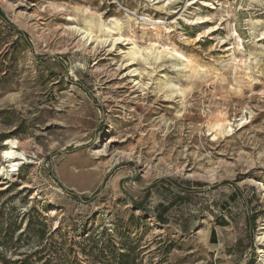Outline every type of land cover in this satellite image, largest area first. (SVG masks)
Returning <instances> with one entry per match:
<instances>
[{
    "label": "rangeland",
    "instance_id": "rangeland-1",
    "mask_svg": "<svg viewBox=\"0 0 264 264\" xmlns=\"http://www.w3.org/2000/svg\"><path fill=\"white\" fill-rule=\"evenodd\" d=\"M0 137L69 264H264V0H0Z\"/></svg>",
    "mask_w": 264,
    "mask_h": 264
},
{
    "label": "trees",
    "instance_id": "trees-1",
    "mask_svg": "<svg viewBox=\"0 0 264 264\" xmlns=\"http://www.w3.org/2000/svg\"><path fill=\"white\" fill-rule=\"evenodd\" d=\"M19 34H21L19 32ZM5 137H0L2 142ZM12 209L11 213L14 214ZM4 214V211L1 212ZM36 209H31L28 213L19 215L23 218L30 217L27 224L23 227L17 222H5L0 220V264H69L68 257L75 253V247L72 244L54 241L56 232L50 231L49 227L42 217L39 219L32 217L37 214ZM18 234V235H17ZM92 237H86L82 240L79 247L82 248L83 253L88 250L86 242H92ZM93 249H97V243L92 242ZM73 246V248L71 247ZM89 257L94 260L97 255L90 253ZM78 260L76 261V263ZM73 263V264H76Z\"/></svg>",
    "mask_w": 264,
    "mask_h": 264
},
{
    "label": "bare ground",
    "instance_id": "bare-ground-1",
    "mask_svg": "<svg viewBox=\"0 0 264 264\" xmlns=\"http://www.w3.org/2000/svg\"><path fill=\"white\" fill-rule=\"evenodd\" d=\"M149 20V19H148ZM147 20V21H148ZM149 22L152 24L153 21H150ZM207 21H204L203 23H205ZM160 24V22H157ZM155 25V24H153ZM111 29H108L107 31L109 33H111L110 31ZM118 41V40H116ZM132 64H128L126 67L130 66ZM219 127L222 129V126L219 125ZM221 129H220V132L218 134H216V136H218L220 133H221ZM11 145V148L8 150V151H5V155H4V158L6 160H10L11 162H13V167L15 166H18L21 164L22 161L26 160V157H25V154L24 153H20V152H17V144L16 142H10L9 143ZM126 157L125 156H121L120 158L118 159H115V162H118V161H121L122 159H125ZM4 170V169H3ZM14 171V170H13ZM212 178L214 177V174H212L211 176ZM264 239V238H263Z\"/></svg>",
    "mask_w": 264,
    "mask_h": 264
}]
</instances>
